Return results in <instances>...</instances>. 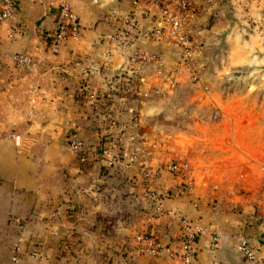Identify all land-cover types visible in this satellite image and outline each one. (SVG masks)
<instances>
[{
    "label": "crops",
    "instance_id": "obj_1",
    "mask_svg": "<svg viewBox=\"0 0 264 264\" xmlns=\"http://www.w3.org/2000/svg\"><path fill=\"white\" fill-rule=\"evenodd\" d=\"M60 1L12 0V17L0 21V264H9L14 249L17 264H176L163 253L137 254L131 241L146 226L142 207L147 206L148 186L159 190L172 188L174 182L165 174L164 181L148 185L141 169L106 165L94 148L112 132L104 117L110 113L129 136L130 150L152 168L157 156L150 147L153 138L151 133L141 135L139 127L156 125L154 116L162 110L179 114L176 106H167L168 94L151 91L162 85L155 78L157 68L174 72V45L150 34L157 21L154 9L149 19L139 21L130 43L159 55L162 65H139L126 72L123 56L103 58V41L128 15L133 0H67L79 37L52 53L48 35L56 28L54 11ZM167 1L173 9L175 0ZM246 31L250 36L264 31V0H199L196 17L186 28L197 61L204 58L201 51L222 44L232 57L243 47ZM10 53H29L33 63L17 70L7 58ZM91 91H110L108 112L102 113V103L90 104L86 94ZM216 104L197 100L192 110L208 105L214 110ZM66 122L74 123L85 151L73 153L67 147ZM235 122L232 117L193 120L205 132H197L196 138L209 143L208 150L185 153L194 192L162 201L163 208L197 218L219 236L215 253L208 250L207 236L199 238L191 264H205L213 256L222 264H264L262 253L249 263L235 250L241 237L256 249L264 248V165L256 166L260 161L249 160L242 150V157L232 155L235 143L252 140L242 130L234 134ZM250 125L249 119L241 120L244 131ZM227 141L222 149L219 142ZM234 170L239 178L222 180V174ZM73 206L74 217L68 218ZM153 226L162 228L163 240L175 244V219L162 217Z\"/></svg>",
    "mask_w": 264,
    "mask_h": 264
},
{
    "label": "built area",
    "instance_id": "obj_2",
    "mask_svg": "<svg viewBox=\"0 0 264 264\" xmlns=\"http://www.w3.org/2000/svg\"><path fill=\"white\" fill-rule=\"evenodd\" d=\"M199 0H175L174 8L168 7L167 0H133L131 2V10L125 15L104 41L103 58L109 60L110 57L123 56L128 68L126 72H131L133 68L139 65H150L160 67L161 57L155 53L141 51L134 47L131 43L133 31L137 28L140 20L149 19L151 12L157 11V21L150 29V34L155 39H168L174 45V56L176 66L174 72H163L160 68L155 70V78L162 84L155 87L152 94L156 96H164L173 86L174 74L179 72L180 66L187 65L192 71L193 79H197L194 72L192 60H194L191 41L187 36L186 28L192 21L198 11ZM12 0H2L0 6V21L10 19L13 14ZM54 17L56 28L49 33L48 47L52 53H56L58 46L67 41L77 40L79 37V26L77 17L67 0H61L55 8ZM11 36L10 30L7 33ZM7 58L11 61L13 67L17 70H24L33 63L32 56L29 53H10ZM86 98L90 104L103 103L104 97L101 93L91 91L86 94ZM106 124L109 129L118 126L115 118L110 114L104 115ZM69 128L65 135L67 147L73 153H81L85 151V144L79 139L73 122H66ZM125 136L121 134L111 133L107 139L99 140L95 150L104 160L106 165L129 168L137 161V154L131 151L127 146ZM188 164L183 160H170L160 169L144 170L145 178H153L161 171H165L171 175L173 179L178 180L170 188H160L159 190L148 189L147 199L150 201L149 215L145 218L146 226L137 231L132 236V246L134 251L139 255L157 256L163 253L168 259L176 264H191L193 260V249L199 238L207 236L208 250L212 253L218 248L219 236L215 231L209 232L202 222L195 218L191 219L179 213L176 210L163 208L162 197L167 195L168 190L178 187L180 193H193V182L184 177ZM264 166L261 167V170ZM195 206V201H192ZM162 217H170L175 219L177 224V237L175 244L163 240L162 237L156 235L153 231V223L160 221ZM235 250L238 255L249 263H255L259 253L264 257V248L256 249L250 246L246 239L239 238L235 244ZM16 249L10 257L9 264H17ZM205 264H222L216 256L211 257Z\"/></svg>",
    "mask_w": 264,
    "mask_h": 264
},
{
    "label": "rangeland",
    "instance_id": "obj_3",
    "mask_svg": "<svg viewBox=\"0 0 264 264\" xmlns=\"http://www.w3.org/2000/svg\"><path fill=\"white\" fill-rule=\"evenodd\" d=\"M259 32L257 36H250V31H246L247 37L245 36L242 40L243 47L234 50L232 57L225 54V44L219 47L207 48L204 52L201 51L199 55L201 59L204 57L203 60H192L194 72L197 75L196 80L193 79L192 70L187 65L180 66L178 76L173 78L172 88L166 93L168 94L167 106H176L178 108L176 113L179 114L171 116L174 111L162 110L154 116L158 117L154 120L156 125L148 126L152 135L150 137L153 138L150 147L157 154L153 161L154 164L150 168L151 170L160 169L165 162L179 159L186 161L188 164L184 177L193 180L186 154H188V151L195 153L200 149L208 150L209 147V143L201 142L198 136L196 138L195 134L197 132L205 133L202 130L200 131L196 123H193V120L197 117L206 121L234 118L236 120L234 134L239 136L243 132L245 135H251L252 140L248 142H241L240 140L235 143L231 148L232 155H237L240 158L242 157L240 154L242 150L249 160L255 163L260 161L256 166L261 167L264 165V31ZM216 72L218 73L215 74ZM197 100L208 104L209 101H214L217 103L216 109L212 110L208 105L209 107L202 110H192L194 102ZM225 104L228 107L227 111L225 110ZM230 109H233V111L230 112ZM161 115H164V117ZM244 119H249L251 124L247 132L244 131V127L240 126L241 120ZM202 125L201 128H205ZM225 130L226 128L224 133L228 134ZM227 130L229 131L228 135H230L229 128ZM123 131L121 127L116 126L111 133L126 136ZM129 139V136H126V142L122 143L128 148L130 147L127 143ZM228 142H219V145L223 146L222 149H225L226 146L224 145L228 147ZM143 161V159L137 158L134 166L141 169L140 175L148 185L164 181L165 176L163 175L165 174L171 178L172 183L176 182L165 171H161L153 178H145L143 173L149 166L145 165ZM234 171L227 175L222 174V180L226 176L230 179L239 178V170ZM148 188L151 189L150 186Z\"/></svg>",
    "mask_w": 264,
    "mask_h": 264
},
{
    "label": "trees",
    "instance_id": "obj_4",
    "mask_svg": "<svg viewBox=\"0 0 264 264\" xmlns=\"http://www.w3.org/2000/svg\"><path fill=\"white\" fill-rule=\"evenodd\" d=\"M109 93H110V91L101 93L102 96L104 97V101H103V103L101 105L102 106V109H101L102 113L108 112L109 99H110ZM178 189H179L178 187H174L173 189L168 190L167 195L162 197V201L165 198L169 197L170 195L177 196L178 194H180ZM145 196H147V193L145 194ZM146 199H147V197H146ZM142 208L145 211V216L147 217L150 214L149 213L150 201L148 199H147V206L146 207H142ZM75 210H76L75 206H73L70 209H68V211H67L68 218H72ZM161 230H162V228L160 226H158V227L156 226V228L155 227L153 228V231H154V233L156 235H159Z\"/></svg>",
    "mask_w": 264,
    "mask_h": 264
},
{
    "label": "water",
    "instance_id": "obj_5",
    "mask_svg": "<svg viewBox=\"0 0 264 264\" xmlns=\"http://www.w3.org/2000/svg\"><path fill=\"white\" fill-rule=\"evenodd\" d=\"M139 133L141 135H143V134H150V129L147 126H140L139 127Z\"/></svg>",
    "mask_w": 264,
    "mask_h": 264
}]
</instances>
